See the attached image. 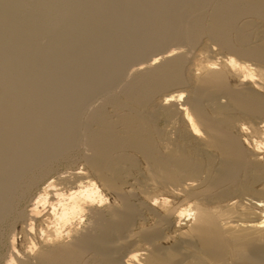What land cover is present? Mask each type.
<instances>
[{"label":"bare ground","instance_id":"bare-ground-1","mask_svg":"<svg viewBox=\"0 0 264 264\" xmlns=\"http://www.w3.org/2000/svg\"><path fill=\"white\" fill-rule=\"evenodd\" d=\"M250 17L264 0H0L6 264L17 226L37 239L19 264H264V122L238 121L264 117V84L227 58L239 89L210 63L152 106L187 84L168 46L264 67ZM77 155L87 172L63 169Z\"/></svg>","mask_w":264,"mask_h":264},{"label":"rangeland","instance_id":"rangeland-1","mask_svg":"<svg viewBox=\"0 0 264 264\" xmlns=\"http://www.w3.org/2000/svg\"><path fill=\"white\" fill-rule=\"evenodd\" d=\"M250 18H247L246 20H251V21H248V22L252 23V30L254 31V30L257 29L256 31H260L261 30L263 32L264 23L259 21V20H255L253 18L250 19ZM253 23H255V24H253ZM252 38L254 39V36H252ZM253 39L250 38V40H249V42H251V44L255 42V40H253ZM216 45H215L214 42L209 40L207 37L202 36L196 42V44L193 45V46H188V47L184 46V45L177 46L178 48L181 47L180 49H177L176 46L175 47L174 46H168V47H166V49L164 48L163 51H168V50H171V49L173 50L174 48H176L174 50V52L175 53L178 52V55H179V53H181L183 55L184 59L186 60V61H184V65H183V67H184L183 68V72H184L183 76L185 75L184 78L186 79L187 84L185 86H182V87H179V88H175V89L169 90L167 92L160 93V94L156 95L153 98L152 106L153 107H155V106L157 107L158 104L160 105L163 97L168 95V94L170 95V94H173V93L175 94V93L181 92L183 94V96L186 97V95H188V93L190 91L189 88L192 87V85L194 83L195 78H197L200 75L199 69L201 67L207 65V64H210V63H215V66H214L215 67V71H218V72L222 71L221 73H223L225 75V81H226V84L229 86V88H231V89H239L243 85V83L240 82L242 79H241L240 76L235 74V72L232 70V68L229 65L225 64L227 58H232L236 62V64H240L241 65L243 63V64L248 65V66L251 67L252 74L254 75V77L252 78V82L250 80V82L248 81L246 83L247 84L246 87H248V88L251 87L250 89H252L254 91H257L258 93L260 92V94H262L263 90L258 88L257 86H255V84H258L260 82H262L261 84H264V73H263L264 72V67H260L259 65H257L256 63H254L252 61H245V60L239 59L236 56L234 57L233 55L221 50V48L218 45L217 46ZM253 83H254V85H253ZM254 87H256V88H254ZM116 91H117V89L115 90V92ZM182 100H184V98H182ZM219 101L221 103H223L224 99L219 98ZM96 103H98V102L96 101ZM181 103L182 102H179V104H181ZM109 108L110 107H108V106L106 107V112H108V114L110 113V111H109L110 109ZM238 121H239L240 124L244 125L245 128L252 127L251 125H253V124H254L255 127L256 126L259 127L260 123L262 121L264 122V117H259V118H256L255 120H248L246 118L245 119L244 118H242V119L239 118ZM156 126L157 127H161L162 126L161 121H157ZM235 133H236V131H235ZM85 152L86 151H82L83 154ZM135 157H136L135 158L136 170L138 172H140V173H144L145 164H144V162H142L143 160L141 159L140 156H135ZM81 158L82 157L79 156V155L75 156L74 158L71 159V161L68 162V164H66L67 166L63 167V169H70V170H73V171H76V172L80 171V172H83V173L87 172V170L85 169L86 167H85V165L82 162L83 159H81ZM129 182H131V181L129 180ZM104 194L107 196L108 202L112 203L111 200L113 198L111 197V195L106 194V192H104ZM14 234H15L14 235L15 251L17 253H13L14 255H12V259H13L12 262L14 264H19L20 261L25 259L24 257H26L28 255L30 256L31 254L33 255V253L36 251L37 239H34V241H32L33 239L32 240L29 239V241H30L29 242L27 237L24 238L25 236L22 233V229H20V226L16 227ZM7 241L8 242L10 241V237L7 238ZM7 241L5 240L2 243V247L0 248V264H6L7 261H8L7 259H9V257H8L9 256V250H7L8 249V247H7L8 244H6ZM31 242H33V244H35L33 247L30 244ZM5 261H6V263H5Z\"/></svg>","mask_w":264,"mask_h":264}]
</instances>
